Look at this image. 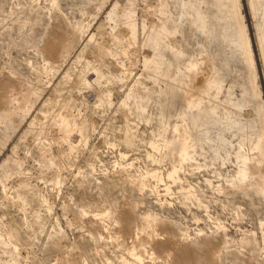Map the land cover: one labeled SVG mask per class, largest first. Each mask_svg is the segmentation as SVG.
<instances>
[{
	"label": "rangeland",
	"instance_id": "1",
	"mask_svg": "<svg viewBox=\"0 0 264 264\" xmlns=\"http://www.w3.org/2000/svg\"><path fill=\"white\" fill-rule=\"evenodd\" d=\"M261 47L264 0H0V264H264Z\"/></svg>",
	"mask_w": 264,
	"mask_h": 264
},
{
	"label": "bare ground",
	"instance_id": "2",
	"mask_svg": "<svg viewBox=\"0 0 264 264\" xmlns=\"http://www.w3.org/2000/svg\"><path fill=\"white\" fill-rule=\"evenodd\" d=\"M254 6V4H253V2H251V7H253ZM128 30V29H127ZM240 32H241V42H242V44L246 47V48H248L249 47V43H248V38H247V36H246V34H245V31H244V29L243 28H241V30H240ZM257 36H258V39L261 41L262 40V38H263V34L259 31L258 33H257ZM147 39H148V37H147ZM150 39V38H149ZM261 49V56L263 57V59H264V49H263V47H261L260 48ZM249 50V49H248ZM259 59H260V57H259ZM205 87L207 88L208 87V85L207 84H205ZM93 218V217H92ZM92 220V219H91ZM92 222L94 223H96L97 221H93L92 220ZM90 223L91 225H93V223ZM94 223V225H96Z\"/></svg>",
	"mask_w": 264,
	"mask_h": 264
}]
</instances>
